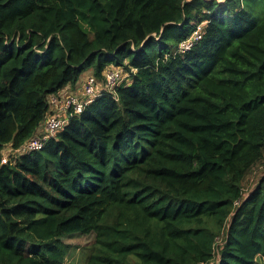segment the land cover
Listing matches in <instances>:
<instances>
[{
	"label": "trees",
	"instance_id": "1",
	"mask_svg": "<svg viewBox=\"0 0 264 264\" xmlns=\"http://www.w3.org/2000/svg\"><path fill=\"white\" fill-rule=\"evenodd\" d=\"M109 68L113 92L15 154ZM77 234L85 264L264 258V0H0V264H68Z\"/></svg>",
	"mask_w": 264,
	"mask_h": 264
},
{
	"label": "built area",
	"instance_id": "2",
	"mask_svg": "<svg viewBox=\"0 0 264 264\" xmlns=\"http://www.w3.org/2000/svg\"><path fill=\"white\" fill-rule=\"evenodd\" d=\"M202 27L203 25L196 26L191 37L179 45V52L184 53L190 49L194 41L201 38ZM126 76L127 74L120 68H109L104 71V81L102 82L93 75L85 77L79 93L63 94L58 92L50 95L48 97L49 107L37 134L25 142L17 150V153L41 149L50 138L65 127L70 116L80 114L84 107L93 102L99 95L105 92H113ZM2 162L5 163L6 159L2 158ZM258 175L257 173L255 181Z\"/></svg>",
	"mask_w": 264,
	"mask_h": 264
},
{
	"label": "rangeland",
	"instance_id": "3",
	"mask_svg": "<svg viewBox=\"0 0 264 264\" xmlns=\"http://www.w3.org/2000/svg\"><path fill=\"white\" fill-rule=\"evenodd\" d=\"M222 2L223 0H218ZM204 25L203 23L197 24V26ZM93 75V72L91 69L87 70L83 75L80 77L79 81L74 85V87H71L70 85L65 86L62 88L59 92H62L63 94H76L81 91L80 86L83 85L85 81L86 76ZM15 152L9 148V146L6 147V150L3 151V158H12L11 154H14ZM20 154V153H15ZM255 176L256 175H250L248 181L246 182L247 186L249 188L255 184ZM251 185V186H250ZM63 241L65 243H68L71 245L70 253L67 257V263L68 264H85L86 258L89 254V250L91 247V244L94 241V235H73L69 237H64ZM257 264H264V258H259L257 261Z\"/></svg>",
	"mask_w": 264,
	"mask_h": 264
},
{
	"label": "crops",
	"instance_id": "4",
	"mask_svg": "<svg viewBox=\"0 0 264 264\" xmlns=\"http://www.w3.org/2000/svg\"><path fill=\"white\" fill-rule=\"evenodd\" d=\"M258 174H260V167H259V171H258Z\"/></svg>",
	"mask_w": 264,
	"mask_h": 264
}]
</instances>
